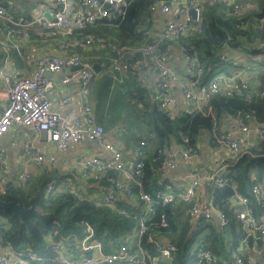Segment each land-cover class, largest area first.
Here are the masks:
<instances>
[{"label":"trees","instance_id":"1","mask_svg":"<svg viewBox=\"0 0 264 264\" xmlns=\"http://www.w3.org/2000/svg\"><path fill=\"white\" fill-rule=\"evenodd\" d=\"M4 1L7 0H0V3ZM154 1L129 0L123 6L122 15L87 22L82 27L74 28L70 36L79 38L82 35H91L104 39L100 46L76 47L72 51L81 55L83 60L91 65L99 63L103 67L95 79L100 78L99 81L102 79L105 93L103 98L100 96L96 100L95 107L91 101L92 115L95 122L102 125L104 134L120 130L122 141L119 142L120 145H115L122 151L123 158L124 153L132 156L134 149L136 156L138 141H145L142 147L143 155L140 158L144 162L141 173L134 175L132 161L130 165L124 166L130 173V178L124 179L121 170L108 169L98 178L90 176L81 186L74 185L79 191L74 193L69 187L70 183L62 178L54 179L52 168L24 181L17 178L18 170L10 172L4 190L0 191V199L17 201L20 197L25 207L30 206V197L44 183L51 179L55 180L54 188L50 192L35 198L32 211L18 215L10 209L0 207V243L9 244L23 255L34 256L33 259L22 257L23 264H74L90 255V251L75 247L80 244L87 232L86 225L81 221L92 227V239L100 243L105 253L115 252L122 244H129L131 248H135L136 241L139 240L142 246L148 247L157 255L158 252L153 248L151 240L159 239L175 245L171 264H192L196 262L201 251L210 253V262L204 264H221V259L233 262L235 255L244 258L242 264H249L246 254L236 249L240 233L239 229L237 232L238 221L232 211L231 196L236 190L253 199L250 194L251 186L259 184L264 179V61L255 62L251 59L262 51L257 45L264 41V28L255 26L253 22L264 19V0H242L241 10L236 12L227 11L222 1H201L200 31L189 28L178 41L151 36L153 15L158 13L149 10L150 4ZM12 2L9 10L14 16L27 14L28 8L26 10L25 5L21 4L19 8L15 0ZM34 31L35 29L31 28L29 39L21 42L22 53L16 49L9 52L13 59L12 64L18 69L29 67V55L24 52L31 51L36 55L41 50L47 52L55 47V44L51 47L48 41L38 38ZM145 44H155L166 54L169 53L170 44L194 49L195 54L188 51L185 56L195 58L203 67L201 81L209 80L216 73L236 77L238 66L241 72H248V76L246 74L244 76L248 83L246 90L232 95L217 92L209 102L203 104V107L211 105L218 129L221 128L220 118L224 114L235 117L247 112L251 115L250 119L259 124L255 126L258 136L246 144L245 151L236 164L226 169L228 185L212 192L214 206L225 213L228 219V225L222 230L214 220L191 218L186 204L178 199L172 204L158 200L153 211L145 215L146 230L143 235L134 243L129 242L131 230L137 226L136 217L143 210L139 191L155 194L170 190L177 192L181 188L176 185H170L168 188L166 186L168 179L162 176L164 178L162 181L160 176L153 173L166 158L161 151L173 145H183L184 137L189 139L190 144L199 147L197 142L201 134L209 132L213 123V119L201 110L191 113L178 111L170 117L164 109L159 108L158 103L153 100L152 82V86L149 82L146 84V81H151L154 77L153 74L138 77V70L133 66L136 64L142 68L148 59L138 50V47ZM46 45L48 47L44 48ZM125 48L134 49L129 57L131 59L129 68L125 71L127 74L116 86L107 89L110 79L115 80L117 74L115 72L112 75L108 74L106 70H112L111 60L118 55L117 50ZM240 51L243 55L239 54ZM221 53H225L226 56L223 61L218 60ZM231 53H237L241 58L240 65L234 63L235 58ZM2 54L0 46V59ZM88 93L86 91V94ZM116 181L131 189L130 196L126 195L123 188H116ZM94 190L100 191L101 194L92 195ZM108 191L117 194L114 207L102 201V196ZM161 217L165 225L162 224ZM49 241L63 244L69 263L56 260L55 250L48 245ZM113 264L127 263L116 261Z\"/></svg>","mask_w":264,"mask_h":264},{"label":"built area","instance_id":"2","mask_svg":"<svg viewBox=\"0 0 264 264\" xmlns=\"http://www.w3.org/2000/svg\"><path fill=\"white\" fill-rule=\"evenodd\" d=\"M21 1V0H19ZM129 0H32L28 1L27 14L14 16L9 7L12 0L0 3V46L3 54L0 59V191H3L10 177V170L5 162L7 157L5 145L2 142L3 136L14 124L29 128L34 134L44 132V140L51 149H65L71 144L79 143L82 140L99 141L104 149L103 154L83 158L82 163L89 170L93 178H98L100 174L108 169L121 170L124 179L130 178V173L124 169L125 162L122 151L108 140H102L104 129L102 125L96 123L92 115V103L89 98H85L86 86L95 80L97 72L92 65L83 60L81 55L73 52V48H86L100 46L104 39L91 35L70 38L72 30L82 27L87 22L100 19H112L116 15L124 13L123 6ZM201 1L204 0H155L150 4L149 10L170 13L174 18L167 20L162 27L160 38L178 41L180 36L187 33L189 28L200 31ZM212 1V0H210ZM224 2L227 11H239L243 6L242 0H218ZM25 2L24 5H26ZM23 5V4H22ZM78 5V7H76ZM20 8L21 4L17 2ZM248 6V5H247ZM27 10V9H26ZM190 10L196 13L195 18L190 14ZM23 12V11H21ZM255 26L264 28V19L253 22ZM34 28V33L40 39L48 41L51 47H55L47 52L41 50L36 55L31 51L24 52L29 55V67L18 69L12 64L10 50L16 49L23 52L21 42L29 39V30ZM46 45L44 48H47ZM186 55L188 51L196 53L194 49L184 45L177 46ZM262 49L260 53L252 56L255 62L264 61V41L257 45ZM21 48V51L19 50ZM139 52L148 59L142 68L137 67L138 77L145 74H153V100L158 103L159 108L164 109L168 116H173L175 112L201 110L205 115L213 119L210 134L213 142L221 147L222 154L216 162V168L189 179L188 183L177 192L172 190L156 192L152 194L143 190L139 191V199L142 202V212L136 217L137 226L131 230L129 242H135L138 237L145 232V215L153 211L156 201L172 204L176 199L187 205L188 214L193 219L205 221L214 220L222 230L228 225L226 214L218 210L212 201V192L217 188L228 185L225 177L226 169L234 166L238 158L245 151V144H241L233 135L231 130L220 128L211 105L203 104L217 92L225 95L238 94L248 88V83L242 78L229 76L222 73L213 74L209 80L201 81L204 74L203 67L195 58L187 57L186 68L191 72L192 77L186 79L191 85L181 79L179 73L171 66L170 57L165 52L159 50L155 44H145L138 47ZM72 51V52H71ZM118 55L111 60V68L115 74L120 75L125 72L130 65L129 57L133 54V48L118 49ZM23 55V54H22ZM21 56V54H20ZM225 53L218 56L219 61L225 60ZM30 72L24 74L23 72ZM60 85L63 90L66 87L78 85L81 89L79 94L76 90L74 96L85 98L77 113L63 117L60 111L53 107L51 95L55 86ZM73 96H69L65 91L58 98V105L65 106ZM181 101L187 103L183 110L176 111V107ZM236 125L242 132L256 131V127L251 125V115L243 112L235 116ZM252 121V120H251ZM26 141V140H25ZM136 160L132 163L134 175H139L144 162L140 159L143 155L142 147L144 140H139ZM165 154L161 166L154 169L157 176H166L174 170L179 161L190 162L199 155V147L189 143L187 137L183 138V145L171 146L161 151ZM20 156L23 158V165L17 172V178L21 181L28 180L32 176L42 171H48L56 162L57 156L43 148L40 144H35L30 140L25 142V149ZM55 185V180L44 183L42 187L33 195L39 197L50 192ZM203 185L206 186L210 195L207 198L203 192ZM117 189H122L127 196H130L131 189L122 182L116 181ZM71 191L79 193L78 188L69 184ZM169 188V187H168ZM250 194H241L234 190L231 196V207L238 221L240 239L245 247L250 251L246 253L249 264H253L252 253L259 256L264 255V179L259 184H253ZM102 201L108 206L114 207L117 202V194L108 191L102 196ZM256 206V207H255ZM162 224L165 225L161 217ZM86 225L87 232L76 245L82 250L90 251L91 254L78 260L74 264H113L122 261L127 264H171L173 259L172 251L175 245L172 242L164 243L159 239L151 240L153 248L158 252L153 254L148 247L136 241V247L131 248L129 244H122L115 252L105 253L101 245L92 239V227ZM261 239L260 246L256 245V240ZM56 253V260L61 263H69V258L65 253L63 244L49 241ZM7 248V252L3 251ZM237 249V248H236ZM33 259V255H23L14 250L9 244L0 243V264H23V258ZM243 257L235 255L234 261L221 259V264H242ZM210 261V253L201 251L196 262L192 264H204ZM256 261V260H255ZM254 264H257L255 262Z\"/></svg>","mask_w":264,"mask_h":264},{"label":"crops","instance_id":"3","mask_svg":"<svg viewBox=\"0 0 264 264\" xmlns=\"http://www.w3.org/2000/svg\"><path fill=\"white\" fill-rule=\"evenodd\" d=\"M30 1V0H29ZM78 1V0H77ZM31 3V2H30ZM29 7V3L25 5V9ZM78 7V5H76ZM157 14H160L163 17H159L160 20H156V16L154 14L153 16V21L154 24L151 28V36H157L160 38V33L162 30V27L164 26L165 22L167 20H170L174 18V16L170 13H160L158 12ZM169 57H170V62L171 66L174 68L175 71H177L181 77L187 83L188 85H191L186 79H189V77H192L191 72H188L186 68V61L187 57L182 54V52L179 50V48L174 45L170 44L169 45ZM232 54V53H231ZM230 54V56H231ZM232 57L235 58L234 63L236 65H240L241 58L238 57L237 53L232 54ZM252 59V58H251ZM237 72H235V76L238 78H242L243 80H246L244 77L245 74L248 76V72H241L239 69V66L236 68ZM108 71V70H106ZM110 71V70H109ZM112 71V70H111ZM113 72V71H112ZM24 74H28L30 72H23ZM100 73V72H99ZM127 73L123 72L120 75H117L116 79L118 81H121L124 79L125 75ZM250 74V73H249ZM240 76V77H239ZM193 78V77H192ZM190 80V79H189ZM153 84V81H146V84L148 85L149 83ZM151 84V86H152ZM2 82L0 81V86H2ZM72 91L76 90L79 94L82 92L81 89L79 88L78 85H73ZM67 88L66 87L64 90L60 85H56L54 92L50 96L52 101H53V107L60 111L63 117L71 116L75 113L78 112L80 109L81 105L83 104V100L87 98V94L85 93V98L80 97L78 95L74 96V98L65 106H59L58 105V98L63 94L65 91L67 93ZM0 103L2 101L0 100ZM187 106V103L184 101H181L179 105L175 108L176 111L178 110H183ZM1 109V108H0ZM96 117V116H95ZM251 125L258 126L259 124L253 121H249ZM220 126L223 129H228L231 130L233 135L239 140L241 144L249 143L253 138L257 137L258 134L256 131L251 130L250 132H242L240 128L236 125V118L229 115V114H224L220 118ZM116 132V134H115ZM210 131H205L201 134L197 144L199 146V157L195 159L194 163L190 162H182L179 161L177 167L174 170H171L167 173L165 176L169 182H166V186L170 187V185H176L178 187H183L185 184L188 183L189 179L200 174L201 172H208L211 171L212 169L214 170L216 168V162L219 159V156L222 154L219 152V156L215 161L212 163L209 160H207V152H208V146L207 144H214L216 148H221L219 145L214 143L211 137ZM45 134L44 132H41L39 134H34L30 131L29 128L22 127L20 125L14 124L10 127L8 132L3 136L2 142L5 145L6 149V154L7 157L5 159L6 164L9 167L10 172H14L16 170L21 169L23 165V158L20 156L21 152L23 149H25V142L27 140H30L31 142L35 144H40L43 148L50 152H54L55 155L57 156L56 162L51 166L52 168V173L54 174V179L56 180L57 178H62L64 179L67 183L73 184V185H82L86 179L90 177L89 170L87 167H85L82 163L83 158L99 155L104 153V149L99 141H87V140H82L79 143L76 144H71L67 148L59 150V149H51L48 148L45 140H44ZM121 132L120 130L112 132H105L103 135L102 140H108L110 142H113L111 139H113L115 142H113L116 145H120L121 140ZM26 140V141H25ZM205 149V153H203V150ZM135 149L133 151L132 156H130L129 153H124V159H125V165H130L132 161L134 162L136 160V156L134 154ZM196 164H200L199 166H196ZM80 176L78 180L75 182L72 181L73 176ZM164 177V176H163ZM188 177V181L186 183L178 184L176 183L180 178ZM161 176V180H163ZM167 181V180H166ZM203 192L205 196L208 198L210 193L208 189L206 188L205 185H203ZM100 191H92V195H100ZM121 193L119 192V195ZM238 232V231H237ZM238 233H236L235 236H237ZM229 241V240H228ZM261 241V239H260ZM256 245L260 246V243ZM3 251L7 252V248H4ZM246 254V253H243ZM210 262V261H208ZM256 261L254 260V263ZM253 263V264H254Z\"/></svg>","mask_w":264,"mask_h":264},{"label":"rangeland","instance_id":"4","mask_svg":"<svg viewBox=\"0 0 264 264\" xmlns=\"http://www.w3.org/2000/svg\"><path fill=\"white\" fill-rule=\"evenodd\" d=\"M28 1L29 0H21V1L15 0L16 3L19 2L20 4H23V5L25 4V2H28ZM30 2H32V0H30ZM155 16H156V20H160V18L163 17L160 14H155ZM239 54L243 55V52L240 51ZM99 79H97V80L95 79L96 81L92 82L90 86L86 87L87 93L89 92L87 94V98H89L90 101H92V103H94L93 104L94 107H95L96 100L99 99L100 96H102V98H103L104 97V93H105V91L103 90V86H102V79L100 81H99ZM115 80H117V79L115 78ZM115 80L114 79H110L109 84L107 86V89H109L111 86H116V84L118 83V80L117 81H115ZM67 94L70 97L73 96V98H74L72 87H68L67 88ZM207 146H208V152H207V157L206 158H207V160H209L210 162L213 163L215 161V159L218 158L219 152L221 153V148H219V147L216 148L214 146V144H207ZM203 153H205V149L203 150ZM199 156L194 157L191 160V163H194L195 159H197ZM199 165L200 164H196V166H199ZM79 177L80 176L74 175L72 181L76 183V181L78 180ZM188 179H189L188 177L180 178L176 183H178V184H182L183 183L184 184V183H186L188 181ZM238 229L239 228L237 226V231H238ZM237 239H238V237H237ZM236 248H237V250L240 253H248L250 251V249L248 247L244 246V244L242 243L241 239H238ZM251 255H252L253 260H256L257 264H264V255H260V257L255 255V253H252Z\"/></svg>","mask_w":264,"mask_h":264},{"label":"water","instance_id":"5","mask_svg":"<svg viewBox=\"0 0 264 264\" xmlns=\"http://www.w3.org/2000/svg\"><path fill=\"white\" fill-rule=\"evenodd\" d=\"M190 14L193 18H195L196 13L193 10H190ZM21 51V48L19 49ZM129 62H131V59L128 60ZM93 69L95 70V72L99 73L100 71L103 70V67L99 64V63H93L92 65ZM108 74H113V72L110 70L107 71ZM36 196H31L29 199V203L30 206L29 207H25V205L22 202V199L20 197H18L17 201L12 200V201H4L0 199V207L4 208V209H10L13 213L21 215L22 212H28V211H32L34 209V200H35ZM185 207H187V205H185ZM257 244L260 243V240L257 239Z\"/></svg>","mask_w":264,"mask_h":264}]
</instances>
